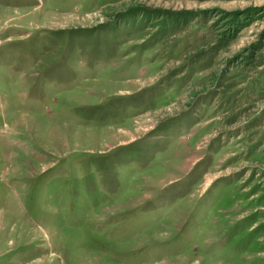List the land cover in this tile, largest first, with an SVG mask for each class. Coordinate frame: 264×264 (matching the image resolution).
<instances>
[{
    "label": "rangeland",
    "instance_id": "374dc122",
    "mask_svg": "<svg viewBox=\"0 0 264 264\" xmlns=\"http://www.w3.org/2000/svg\"><path fill=\"white\" fill-rule=\"evenodd\" d=\"M0 264H264V0H0Z\"/></svg>",
    "mask_w": 264,
    "mask_h": 264
}]
</instances>
